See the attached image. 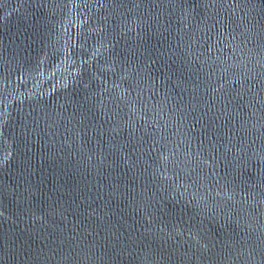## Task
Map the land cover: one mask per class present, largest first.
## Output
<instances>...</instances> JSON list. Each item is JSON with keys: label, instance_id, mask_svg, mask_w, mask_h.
I'll use <instances>...</instances> for the list:
<instances>
[{"label": "water", "instance_id": "1", "mask_svg": "<svg viewBox=\"0 0 264 264\" xmlns=\"http://www.w3.org/2000/svg\"><path fill=\"white\" fill-rule=\"evenodd\" d=\"M0 264H264V0H0Z\"/></svg>", "mask_w": 264, "mask_h": 264}]
</instances>
